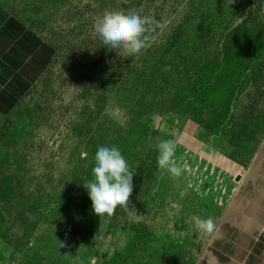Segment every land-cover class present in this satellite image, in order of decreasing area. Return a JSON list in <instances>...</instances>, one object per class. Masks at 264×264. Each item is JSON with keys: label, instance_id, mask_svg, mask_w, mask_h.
Segmentation results:
<instances>
[{"label": "rangeland", "instance_id": "obj_1", "mask_svg": "<svg viewBox=\"0 0 264 264\" xmlns=\"http://www.w3.org/2000/svg\"><path fill=\"white\" fill-rule=\"evenodd\" d=\"M106 10L153 18L152 46L106 49ZM100 146L128 162L139 223L92 211ZM263 147L264 0H0V264H203L193 217L215 222Z\"/></svg>", "mask_w": 264, "mask_h": 264}, {"label": "clouds", "instance_id": "obj_2", "mask_svg": "<svg viewBox=\"0 0 264 264\" xmlns=\"http://www.w3.org/2000/svg\"><path fill=\"white\" fill-rule=\"evenodd\" d=\"M235 0H231V4ZM158 23L149 16L139 12L105 11L93 25L94 32L100 38L106 49L122 50L128 56H139L154 43L152 33ZM158 149L157 167L170 174V178L178 179L187 169V164H178L174 159L177 143L175 140H162L156 146ZM95 166L92 169L93 179L83 183L92 202V211L98 217H112L117 207L128 216L130 222L139 223L140 216L135 206L130 204L133 193L134 174L128 162L116 146H100L95 153ZM131 210H130V207ZM195 227L211 234L216 228L212 217L207 219L193 217ZM60 248L66 247L65 242H59Z\"/></svg>", "mask_w": 264, "mask_h": 264}, {"label": "crops", "instance_id": "obj_3", "mask_svg": "<svg viewBox=\"0 0 264 264\" xmlns=\"http://www.w3.org/2000/svg\"><path fill=\"white\" fill-rule=\"evenodd\" d=\"M240 171L235 192L221 195L203 264H264V147Z\"/></svg>", "mask_w": 264, "mask_h": 264}, {"label": "water", "instance_id": "obj_4", "mask_svg": "<svg viewBox=\"0 0 264 264\" xmlns=\"http://www.w3.org/2000/svg\"><path fill=\"white\" fill-rule=\"evenodd\" d=\"M236 180H238V178H236Z\"/></svg>", "mask_w": 264, "mask_h": 264}]
</instances>
